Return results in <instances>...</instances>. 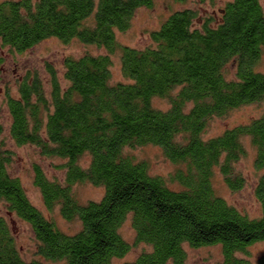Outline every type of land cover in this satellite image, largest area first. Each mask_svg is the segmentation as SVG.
I'll return each mask as SVG.
<instances>
[{
	"label": "trees",
	"instance_id": "trees-1",
	"mask_svg": "<svg viewBox=\"0 0 264 264\" xmlns=\"http://www.w3.org/2000/svg\"><path fill=\"white\" fill-rule=\"evenodd\" d=\"M154 1H0V44L8 52H24L50 37L106 50L66 56L62 78L47 63L48 90L29 73L17 80L16 94L5 92L11 138L65 160L64 182L49 180L34 166L45 206L57 205L80 228L60 230L29 201L9 172L10 152L0 140V205L29 224L39 256L21 257L0 214V264H112L132 247L119 232L128 215L135 244L150 249L124 264H185V244L219 246L217 264H251L249 247L264 241V72L257 69L264 53V9L260 0H227L204 15L185 7L150 31L149 45L120 44L116 32L127 30L137 9ZM114 52L125 80L111 83ZM3 61L0 56V74ZM156 97L168 107L154 106ZM251 103L262 106L258 117L203 137L209 119ZM3 130L0 122V135ZM245 137L262 171L254 189L257 217L228 204L212 184L218 169L229 189L244 186L236 163L245 155ZM147 144L160 147L177 166L168 177L151 174L146 160L125 152ZM78 182L101 186V198L80 203L73 191ZM256 264H264V255Z\"/></svg>",
	"mask_w": 264,
	"mask_h": 264
},
{
	"label": "rangeland",
	"instance_id": "rangeland-1",
	"mask_svg": "<svg viewBox=\"0 0 264 264\" xmlns=\"http://www.w3.org/2000/svg\"><path fill=\"white\" fill-rule=\"evenodd\" d=\"M1 1V0H0ZM227 0H216L215 2L199 3L196 0H186L183 3L175 0H155L150 8L141 7L135 12L130 27L125 31H117L116 38L120 44L136 48H143L150 44V31L158 28L162 20L173 10L189 7L197 9L200 15L212 13L222 7ZM264 9V0H260ZM105 54L104 47L94 44H85L77 40L64 43L61 40L50 37L40 41L32 48L21 52H8L7 47L0 44V56L4 59L2 72L0 74V122L4 130L0 140L4 148L10 152V163L8 169L11 175L17 177L23 186L29 201L41 211L48 219L66 233H74L80 228L78 219L66 220L62 217L59 207L52 209L45 206L39 188L34 184V166L37 165L49 180L64 182L65 169L61 166L64 159L47 156L40 152L39 148L32 144H17L9 134L10 115L5 103V92L8 89L12 94L17 93V80L25 74H37L43 81L45 88H49V75L46 65L49 63L56 69L60 78L63 73V59L66 56L78 57L82 54ZM110 81L111 83L124 81L120 68V57L118 52L111 55ZM257 69L264 72V53L257 65ZM153 105L167 108L166 99L156 97ZM262 112V106L257 103L245 104L231 110L224 116H214L208 121V126L203 132V137L208 138L222 133L225 129L238 124L247 123L252 118L258 117ZM245 155L236 163V168L245 177L244 186L233 191L225 184L222 175L215 169L212 184L215 192L223 197L225 201L237 208L249 217L260 215V204L254 195L261 170L254 166L255 149L250 139H243ZM125 152L136 160H146L149 172L153 175L168 177L177 167L163 154L162 149L155 145H143L127 147ZM83 160H87L83 157ZM172 185L176 186V183ZM73 191L80 203L89 200H99L103 194L101 186H95L89 182H78L73 185ZM0 214L5 215L14 235L16 246L20 255L25 260L39 258L37 254V242L29 224L13 214H6L0 205ZM119 232L121 236L131 243L130 251L122 258L114 259L112 264H124L133 260L143 250H149L150 246L145 243L135 244V232L131 226L128 215L122 223ZM186 251L185 264H217L221 260L220 247L217 245L191 247L184 245ZM264 255V241L254 243L249 247V259L251 264H256L258 257Z\"/></svg>",
	"mask_w": 264,
	"mask_h": 264
}]
</instances>
